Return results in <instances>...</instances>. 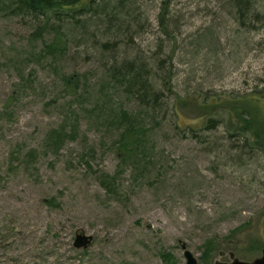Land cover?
Here are the masks:
<instances>
[{"label":"rangeland","instance_id":"obj_1","mask_svg":"<svg viewBox=\"0 0 264 264\" xmlns=\"http://www.w3.org/2000/svg\"><path fill=\"white\" fill-rule=\"evenodd\" d=\"M162 2L107 0L54 49L38 20L0 16V264H187L182 243L198 264L262 255L246 232L264 221V105L243 107L264 90V22ZM114 59L147 65L162 109L112 78Z\"/></svg>","mask_w":264,"mask_h":264},{"label":"trees","instance_id":"obj_2","mask_svg":"<svg viewBox=\"0 0 264 264\" xmlns=\"http://www.w3.org/2000/svg\"><path fill=\"white\" fill-rule=\"evenodd\" d=\"M220 6L223 7H232L235 20L237 21L240 31L251 32L258 29V24L264 22V0H217ZM172 3V0H163L162 7L168 9L169 5ZM108 9V10H107ZM108 11H111L107 5V0H0V16L11 12L16 16H30L34 20L41 22L42 29L48 30L52 29L56 32V41L50 43L49 48L54 49L57 47L58 42H62L65 37L67 38V33L62 30V27L66 25H73L78 22L80 16L91 15L101 16L102 14L107 15ZM113 15L114 12L112 11ZM110 18H114L113 16ZM111 19L110 21H112ZM166 25L167 22L163 21ZM257 26V27H256ZM71 27V26H70ZM40 29V27H39ZM70 29V28H69ZM244 29V30H243ZM71 34V33H70ZM214 36V35H212ZM209 43L215 44V42L210 41ZM56 46H55V45ZM116 64H113L110 68L112 78L120 85H127V91H130L133 94H138L139 100L147 107L154 109H162V96L163 91L158 87L157 80L147 78V73L149 69L145 63L136 65L133 61H127L120 63L117 59H114ZM119 62V63H118ZM124 72V73H123ZM68 79L67 85H74V81ZM168 81H164L166 85ZM262 98H259L262 96ZM245 99V107L249 106V103L252 105L253 101H260L264 105V90L260 91V95L255 98ZM155 102V104L153 103ZM220 101L226 102L228 105L235 103L234 100H231L228 97H225L223 100L215 101V105L220 104ZM206 107H209V103L205 104ZM227 106L226 108H228ZM210 109V108H208ZM237 107H230L226 110H236ZM244 111V110H243ZM245 113L248 114L249 118L247 120L241 121L240 116L237 114L232 116L235 120L239 122L240 128L249 130L250 124L249 121H254L249 112L245 109ZM244 112L242 116L244 117ZM252 113H255L252 111ZM244 119H246L244 117ZM241 121V122H240ZM264 122V120H263ZM230 124L238 128L239 125H235L232 121ZM132 132H127L126 136L131 135ZM244 233L242 228L234 231L233 234L237 232ZM241 233V234H242ZM248 239L252 241H257L262 246L264 240V221L260 230V234L251 232H246ZM214 239L210 240L205 246V250H210L212 247L215 248ZM205 253V252H204ZM172 255H168L170 259Z\"/></svg>","mask_w":264,"mask_h":264},{"label":"water","instance_id":"obj_3","mask_svg":"<svg viewBox=\"0 0 264 264\" xmlns=\"http://www.w3.org/2000/svg\"><path fill=\"white\" fill-rule=\"evenodd\" d=\"M93 240L92 235H88L84 232H78L75 237L74 246L76 248H87ZM182 248L184 251V256L187 260V264H198V258L193 254V252L187 248L185 243H182ZM219 264H264V249L262 251V255L259 258L254 259L251 262L241 260V259H233L230 262H220Z\"/></svg>","mask_w":264,"mask_h":264}]
</instances>
